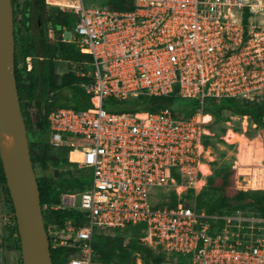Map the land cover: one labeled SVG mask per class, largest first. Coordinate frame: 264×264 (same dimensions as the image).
Segmentation results:
<instances>
[{"label":"built area","instance_id":"obj_1","mask_svg":"<svg viewBox=\"0 0 264 264\" xmlns=\"http://www.w3.org/2000/svg\"><path fill=\"white\" fill-rule=\"evenodd\" d=\"M44 3L77 17L67 42L91 59L75 75L88 79L81 87L95 107L56 108L47 115L49 146L77 150L78 158L68 161L91 177L77 193L79 205L69 204L83 214L84 224L67 222L53 231L49 251L66 249L60 264H113L92 260L95 229L144 225L146 235L138 242L172 264H264L263 217L209 215L181 202L188 190L199 193L211 175L204 145L215 135L206 125L212 121L209 100L261 102L260 124L236 118L238 132L230 117L219 138L236 152L234 189L264 191V0H134L129 11L94 2L86 8L83 0ZM25 65L29 71L30 57ZM172 94L196 101L195 112L181 119L168 108L145 113L104 108L109 98ZM249 129L252 138L246 136ZM229 132L256 141L246 162L240 160L239 142L227 141ZM167 192L175 194L173 207L160 199ZM135 264H141L139 254Z\"/></svg>","mask_w":264,"mask_h":264},{"label":"trees","instance_id":"obj_2","mask_svg":"<svg viewBox=\"0 0 264 264\" xmlns=\"http://www.w3.org/2000/svg\"><path fill=\"white\" fill-rule=\"evenodd\" d=\"M93 2L99 7H106L113 11H129L134 7V0H93ZM24 6L23 17L26 21V27L32 22L31 25L34 24L35 31L24 34L18 44H16L14 37L16 88L23 116H25L26 110L25 102H31L36 108L40 122L36 133L32 132V136L35 137L37 134H41L43 142V137L46 135L47 115L51 110L56 108H70L75 111L82 109L94 110V99L85 93L81 87L83 83L88 82V79L75 75L77 71L85 72L87 67L83 63H89L91 59L88 55L80 53L74 43L64 41L61 37L63 31L71 30L77 22V17L73 13L61 11L57 7L46 6L44 0H25ZM49 25H51L53 37H49L51 33H49ZM27 57L31 59V69L29 71H26L25 65ZM18 62L24 64L22 70L18 69ZM91 102H93V107L91 106ZM196 106V101L181 99L175 94L169 97L141 95L126 101H117L109 98L106 100L105 109L116 113H145L158 112L168 108L181 119H186L195 112ZM207 107L212 115H214L216 121H219L217 117L223 111H227L230 113V116H236L239 120L243 116H247L250 124H260L261 122L262 104L255 99L247 102L235 100H219L215 102L209 100ZM230 116H226L225 119L221 117L224 126L221 128L220 134L225 132L226 127L224 123L230 121ZM239 120H237L238 126L235 127L234 125V130L238 132L241 130ZM24 123L28 136V134L30 135L31 123H29L27 118L24 119ZM219 137L220 135L215 134L213 137L205 138L204 145L214 146L212 140ZM226 146L230 147L229 145ZM43 147L44 149L40 156L41 163L44 166L48 165L55 170H59L52 177H36L46 232L48 233L49 230L52 232L60 231L67 222H71L75 227H80L85 222L83 214L76 209H58L57 207L60 205L62 195H74L84 190L88 186V183L85 182L87 177L84 175H74L67 170H60L68 164L75 165L67 159L69 150L67 147H61L60 152L55 158L51 157L47 152V148H51L50 146L43 143ZM29 151L33 168L35 169V162L39 157H34L31 147ZM214 162H211V164L213 165ZM219 168L217 170L214 169L213 173L211 172V175L206 178V185L199 193L195 194L192 190H188L182 196L181 202L183 205L197 212L203 211L209 215L218 214L222 216L239 212L264 218V191H236L232 196V199L238 202L236 206L225 204V199L223 198L213 201L212 197H209L210 193L215 192L217 189V186L214 185L217 176L221 177L219 189H223V186H226L229 177H231L233 184L231 164L225 162ZM0 184L5 187L4 193L15 220L14 208L5 185L1 162ZM248 198L251 199L250 202L243 204ZM160 199L168 207H173L177 204L173 192L163 194ZM248 207L254 208L256 214L244 211ZM14 232L17 234L16 227L14 228ZM17 243L19 245L18 234ZM91 250L92 260L96 262L135 264V255L139 254L141 264H172L164 254L152 252L147 247L141 245L138 239L124 245L119 230L95 229L91 240ZM51 252L64 254L66 253V249H50V254Z\"/></svg>","mask_w":264,"mask_h":264},{"label":"water","instance_id":"obj_3","mask_svg":"<svg viewBox=\"0 0 264 264\" xmlns=\"http://www.w3.org/2000/svg\"><path fill=\"white\" fill-rule=\"evenodd\" d=\"M14 53L12 0H0V162L14 208L22 264H52L16 88Z\"/></svg>","mask_w":264,"mask_h":264},{"label":"rangeland","instance_id":"obj_4","mask_svg":"<svg viewBox=\"0 0 264 264\" xmlns=\"http://www.w3.org/2000/svg\"><path fill=\"white\" fill-rule=\"evenodd\" d=\"M24 1L25 0H12V7H13V21H14V37H15V41L16 44L19 43L20 38L24 35V34H28L31 33L33 31H35L34 28V24L31 25L32 22H30L28 24V26L26 27V21L25 18L23 17V12L25 9L24 6ZM86 8H91L93 0H83ZM96 6V4H95ZM48 9V8H47ZM59 9V8H58ZM66 12L67 9H64ZM49 27V37H53L52 35V29H51V25L48 26ZM62 38L64 39V41H70L72 38V34H71V30H66L62 32ZM18 46V45H17ZM23 63L22 62H18V69L22 70L23 69ZM26 71H27V67H26ZM26 110H25V116L24 119L27 118V120H29V123H31V127H30V135L28 134V141H29V146L32 149V152L34 153V157H39V159L36 160L35 162V175L36 177H52L55 175L56 171L59 170H55L54 168L46 165L44 166L41 163V154L42 151L44 149L43 147V142L41 140V134H37L35 137L32 136V132L36 133L37 131V127L38 124L40 122V118L38 116V113L36 111V108L32 105V103H26ZM93 105V102H91V106ZM106 105V101L104 102V108ZM93 107V106H92ZM85 109H82L80 111H83ZM89 110V109H88ZM209 111V110H207ZM207 115H211V120L208 119V121H211L209 124L207 123L206 125L208 126V128H211L215 134L218 135H222L220 134L221 128L223 125V119L226 118V116H230V113L227 111H223L217 118L219 121L215 120L214 115H212L211 113L207 112ZM222 117V118H221ZM230 117L233 118V123L236 126H238L237 124V117L231 115ZM213 122V123H212ZM46 132H48V127L46 128ZM250 134V135H249ZM254 135L253 131L249 129L248 134H246L247 137L252 138ZM69 136V135H68ZM214 139V138H213ZM212 142L214 143V146L210 147L209 146V158L210 160H212L211 162H214V164L212 165L210 162V167L212 166V172L215 170H217L219 167L223 166L225 164V162H227L228 164H232V161L235 160V154L236 152H234V147L230 146L227 147L223 141H221L220 138H215L214 140H212ZM29 147V148H30ZM69 149V148H68ZM47 152L49 153V155L53 158H55L57 156V154L60 152V148H55V147H51V148H47ZM242 155V152H240ZM246 153H244L245 156ZM248 155L251 154V152H247ZM78 156V151L75 149H69L68 153H67V159L68 157H70V160L73 161L75 159H77ZM240 160L242 161V158H240ZM246 161V160H245ZM220 169V168H219ZM61 171H70L72 174L74 175H84L87 177V179H85L86 183H90L91 181V177H90V171L86 170V169H81L79 167H77L76 165H66L64 168L60 169ZM240 172L246 171L242 168H240L239 170ZM221 177L217 176L214 185L217 186L216 191L211 192L209 197L211 196L213 199V201L218 200V199H225V204L230 205V206H236L238 205V202H236L235 200L232 199V196L236 193L237 190L234 189V184H232V179L231 177H229L228 179V183H226V186H223V189H219L221 186ZM6 185V184H5ZM5 187L4 185L0 184V228H2V230L4 231V237L5 239L8 238V240L6 241L8 246H9V251L11 252L10 254H7V261L8 264H20L21 262V252H20V248L19 245L17 243V239L14 237V228L16 227V223L15 220L13 219V215L10 211V207L8 205V200L7 197L4 193ZM83 191V190H82ZM157 189L152 190V192H156ZM72 196L73 195H62L61 199H60V205L57 207L58 209H62V208H69L70 207V203L73 202V206L77 207L79 205V196L76 194H74V198L72 201ZM208 200H210V198H208ZM250 198L246 199L243 204L250 202ZM241 210V209H240ZM238 210V211H240ZM244 211L248 212V213H255L256 211L254 208L252 207H248L246 209H244ZM119 234L122 236L123 239V244L126 245L128 243L134 242L136 241V239H139L141 237H144L146 235V226L144 225H136V226H129L123 230H119ZM48 237L51 239L53 237V233L52 231L49 230L48 232ZM3 241V240H2ZM52 256V264H60L63 260V253L59 254L57 252H51ZM58 256V257H57ZM51 260V261H52Z\"/></svg>","mask_w":264,"mask_h":264},{"label":"bare ground","instance_id":"obj_5","mask_svg":"<svg viewBox=\"0 0 264 264\" xmlns=\"http://www.w3.org/2000/svg\"><path fill=\"white\" fill-rule=\"evenodd\" d=\"M227 141L230 142V143L239 142V144H241L240 147H241L243 152H242V155L240 154V158H242V161L244 160V162H246L244 158L249 159V157L251 156V154L248 155L247 152H252L253 146H255V145H252L254 142H250L249 143V141L246 140L245 138H243V136L240 137V135L234 134L232 132L228 133ZM250 146H252V149L249 151L247 149L250 148ZM244 153H246L245 156H244ZM77 158H78V156H77ZM250 159H252V158H250ZM240 166H242V165H240ZM203 169L205 170L206 173L208 172L207 168L205 166H203ZM13 172L16 173L17 169L14 170V168H13ZM252 186H254V187L256 186L257 187V183L255 184V182L254 183L252 182Z\"/></svg>","mask_w":264,"mask_h":264},{"label":"flooded vegetation","instance_id":"obj_6","mask_svg":"<svg viewBox=\"0 0 264 264\" xmlns=\"http://www.w3.org/2000/svg\"><path fill=\"white\" fill-rule=\"evenodd\" d=\"M22 116H23V114H22ZM23 119H24V116H23ZM43 143H44V137H43ZM48 143H49V139H48ZM48 143L47 144L44 143V144L49 146ZM17 234H14V237L16 239H17ZM7 240H8V238L5 239V237H4V231L2 230V228H0V264H8L7 254H10L11 252L8 250L9 246L6 242ZM20 264H22V260H21Z\"/></svg>","mask_w":264,"mask_h":264},{"label":"crops","instance_id":"obj_7","mask_svg":"<svg viewBox=\"0 0 264 264\" xmlns=\"http://www.w3.org/2000/svg\"><path fill=\"white\" fill-rule=\"evenodd\" d=\"M240 137H241V136H240ZM243 138H244V137H243ZM253 142H254V143H253L252 145L256 144V143H255L256 141H253ZM240 145H241V144H240ZM251 149H252V146H250V148H248L247 150L250 151ZM242 169H244V168H242ZM244 170H245V169H244ZM244 172H246V171H243V172H241V173H244Z\"/></svg>","mask_w":264,"mask_h":264}]
</instances>
